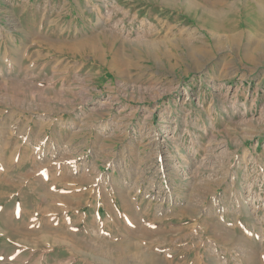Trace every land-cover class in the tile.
Returning a JSON list of instances; mask_svg holds the SVG:
<instances>
[{"label": "rangeland", "instance_id": "obj_1", "mask_svg": "<svg viewBox=\"0 0 264 264\" xmlns=\"http://www.w3.org/2000/svg\"><path fill=\"white\" fill-rule=\"evenodd\" d=\"M215 1L0 0V264H264V14Z\"/></svg>", "mask_w": 264, "mask_h": 264}, {"label": "crops", "instance_id": "obj_2", "mask_svg": "<svg viewBox=\"0 0 264 264\" xmlns=\"http://www.w3.org/2000/svg\"><path fill=\"white\" fill-rule=\"evenodd\" d=\"M14 134V131H12L11 132V129H10V132H8V135L5 137V134H4V140L3 141H8V146L7 147H5V150H7V149H9V146L12 144V146H11V150H10V162H9V164L7 165V164H5V162H6V160L4 159V157H2V156H0L1 157V159L2 160H4L5 162H2L1 160H0V173L2 172V174L4 173V174H6V176L7 177H9L10 178V173L11 172H15V166H16V163H21V161L23 162V160H21L22 159V155L24 154V156L23 157H26L27 156V154L29 153V151H30V146L28 145V144H25V140H26V138H27V135H26V137H25V139L24 140H21L22 139V136H20V137H18V139L15 141V139H13V138H11L12 137V135ZM10 134V135H9ZM24 134H26V133H24ZM6 138H9V139H6ZM19 143H21V144H19ZM30 144V143H29ZM34 144H37V143H34ZM41 150V152L42 153H45V143H39V145H37L35 148H34V150H33V152L34 153H32V155H31V158L33 159L34 157H36L37 158V153H36V151L35 150ZM0 150H2V147H0ZM4 150V151H5ZM17 151V152H16ZM16 152V153H15ZM14 153H15V156H14V158H13V160L11 159V157L14 155ZM16 157V158H15ZM45 170V171H44ZM49 170L48 169V167H46V165H41V168H38L37 170H36V173H38V174H36L35 175V181H36V179H38V181H40L42 184H44V185H48V190H52L53 192H55V187H52V188H50L51 186H53V185H57V182L56 181H54L50 186H49V181L50 180H47V177H48V173H47V171ZM45 172L43 175H45V176H41V173L42 172ZM1 175V174H0ZM91 183V182H90ZM91 186V185H90ZM70 187H72L71 185H70ZM92 187V186H91ZM65 190H69L68 192H66L65 194H67V193H70V192H76V190L75 189H70V188H64ZM59 193V192H58ZM58 195H60V196H62V194L60 193V194H58ZM112 198V197H111ZM136 199L135 198H133V201H135ZM91 208V207H90ZM78 215H79V219H80V221H82L83 222V219H82V217L83 218H85L86 219V217H84L83 215H81L80 214V211H78V212H76ZM113 214L114 215H118V211L116 210V207H115V204L113 205ZM70 215L71 216H73V212L72 211H68V210H65L64 211V217H62V219H63V222L64 223H67L68 225H72V226H74L73 224H76V221L74 220V218L73 217H70ZM93 218L96 216V219H98V220H101L102 222H107L108 221V219L110 220L111 219V221L113 222V223H115V219L113 218V216L110 214V216H108V218L107 219H105V216H104V214L103 213H101V215L99 214V209H98V206H97V203H96V209H95V211H93ZM98 215H100V217L101 218H99L98 217ZM147 215L149 216V214H148V212H147ZM140 219L139 220H137V218L134 216V217H132V216H130V215H127V219H128V223L126 224L127 226H129V227H133V224H134V222H138V221H140L141 222V224L142 225H145V223H146V221H148L147 219H146V211L145 212H143L142 213V215H140ZM51 220H55V218L54 217H52L51 218ZM102 224V223H101ZM100 224V225H101ZM130 224H131V226H130ZM103 225H105V223H103ZM103 225H102V227H103ZM245 260V259H244ZM244 263V262H243ZM248 262H246L245 261V264H247Z\"/></svg>", "mask_w": 264, "mask_h": 264}, {"label": "bare ground", "instance_id": "obj_3", "mask_svg": "<svg viewBox=\"0 0 264 264\" xmlns=\"http://www.w3.org/2000/svg\"><path fill=\"white\" fill-rule=\"evenodd\" d=\"M215 1V0H214ZM209 2V1H208ZM216 2V1H215ZM248 2H250L253 6H254V10H259L260 12H262L263 14H264V0H248ZM214 4V3H213ZM208 8H209V5L207 6ZM205 8V7H204ZM252 11V12H255V11ZM204 11V13H207V12H209V13H211V14H213V12L212 11H205V10H203ZM205 15V14H204ZM259 21L261 22V24H262V27H263V25H264V17H262L261 19H259ZM220 32V31H219ZM264 35V34H263ZM260 46H261V44H260ZM263 49V48H262Z\"/></svg>", "mask_w": 264, "mask_h": 264}]
</instances>
